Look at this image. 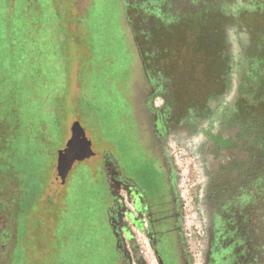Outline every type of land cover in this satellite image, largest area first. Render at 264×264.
Segmentation results:
<instances>
[{
	"label": "flooded vegetation",
	"instance_id": "obj_1",
	"mask_svg": "<svg viewBox=\"0 0 264 264\" xmlns=\"http://www.w3.org/2000/svg\"><path fill=\"white\" fill-rule=\"evenodd\" d=\"M115 1L130 92L100 159L120 264H264V0Z\"/></svg>",
	"mask_w": 264,
	"mask_h": 264
},
{
	"label": "rangeland",
	"instance_id": "obj_2",
	"mask_svg": "<svg viewBox=\"0 0 264 264\" xmlns=\"http://www.w3.org/2000/svg\"><path fill=\"white\" fill-rule=\"evenodd\" d=\"M115 4L0 0V264H120L100 159L105 141L122 142L130 92ZM76 121L94 154L62 183L58 151ZM183 210L199 263L200 207L186 201Z\"/></svg>",
	"mask_w": 264,
	"mask_h": 264
},
{
	"label": "water",
	"instance_id": "obj_3",
	"mask_svg": "<svg viewBox=\"0 0 264 264\" xmlns=\"http://www.w3.org/2000/svg\"><path fill=\"white\" fill-rule=\"evenodd\" d=\"M94 154L91 140L85 135L84 129L76 121L71 127V134L62 149L58 151L55 176L64 182L75 161H81Z\"/></svg>",
	"mask_w": 264,
	"mask_h": 264
},
{
	"label": "trees",
	"instance_id": "obj_4",
	"mask_svg": "<svg viewBox=\"0 0 264 264\" xmlns=\"http://www.w3.org/2000/svg\"><path fill=\"white\" fill-rule=\"evenodd\" d=\"M83 58V57H82Z\"/></svg>",
	"mask_w": 264,
	"mask_h": 264
}]
</instances>
